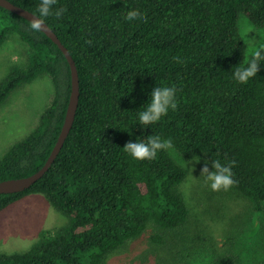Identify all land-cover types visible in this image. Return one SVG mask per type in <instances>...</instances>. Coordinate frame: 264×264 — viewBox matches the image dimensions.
I'll list each match as a JSON object with an SVG mask.
<instances>
[{"label": "trees", "instance_id": "trees-1", "mask_svg": "<svg viewBox=\"0 0 264 264\" xmlns=\"http://www.w3.org/2000/svg\"><path fill=\"white\" fill-rule=\"evenodd\" d=\"M38 15L41 0H11ZM66 9L57 17L58 9ZM131 10L140 18L126 19ZM45 22L75 59L80 102L73 128L48 172L25 191L0 194V212L44 193L69 223L25 253H0V264H110L109 257L150 229L178 231L191 210L178 157L232 167L228 190L264 209V60L246 84L234 70L250 59L240 16L264 29V0H57ZM16 33L29 47L25 66L0 81V106L25 85L49 76L51 103L38 125L0 157V181L44 167L62 132L73 90L59 45L30 21L0 6V47ZM264 54V53H262ZM175 86L177 108L144 126L139 113L157 87ZM174 150L137 160L124 151L150 136ZM155 244L164 238L152 236ZM161 243V244H160ZM220 264H236L231 255ZM261 264H264L262 261Z\"/></svg>", "mask_w": 264, "mask_h": 264}, {"label": "rangeland", "instance_id": "rangeland-1", "mask_svg": "<svg viewBox=\"0 0 264 264\" xmlns=\"http://www.w3.org/2000/svg\"><path fill=\"white\" fill-rule=\"evenodd\" d=\"M245 23L254 29L249 38L264 40V29L240 16L239 26ZM28 52L29 47L13 33L0 47V81L13 65H26ZM53 96L52 79L46 76L20 88L0 106V157L38 125ZM178 159L182 166L184 160H192ZM205 162L200 159L189 166L194 169L183 166L188 173L181 186L191 210L188 223L178 231L150 229L145 241L113 253L110 264H220L221 258L229 255L236 264L264 261V209L257 212L253 203L230 190L213 191L211 182L202 177L203 168L208 167ZM68 223L69 217L56 209L46 194H29L0 212V253H25L36 247L43 235ZM152 236L163 237L164 243L158 246Z\"/></svg>", "mask_w": 264, "mask_h": 264}, {"label": "clouds", "instance_id": "clouds-1", "mask_svg": "<svg viewBox=\"0 0 264 264\" xmlns=\"http://www.w3.org/2000/svg\"><path fill=\"white\" fill-rule=\"evenodd\" d=\"M57 0H41L38 8V15L33 14L30 21V28L36 32L43 31L45 25V18L53 15L51 9ZM66 9H58L55 15L59 17ZM139 10H131L127 13L126 19L134 20L140 18ZM254 32V29L248 24H242L240 27V34L244 37V43L250 54V59L245 61V66H238L234 70V78L237 82L246 84L251 78L257 76L259 71V62L264 60V40L249 38V33ZM176 88L175 86L157 87L151 98V103L146 105L144 110L139 113V123L148 126L161 120L166 116L169 109L175 110L177 108L176 102ZM134 159L137 160H151L157 156L161 150H174V145L171 139H162L159 136H150L147 140H138L137 142H129L123 148ZM200 158H192L191 161H185V167H189L194 163H199ZM209 162H205L207 165ZM215 171H210L207 166L202 170V177L206 182H211L210 186L213 191L221 189L228 190L236 181L233 179L232 167L235 161H231L228 165H223L219 160L211 162Z\"/></svg>", "mask_w": 264, "mask_h": 264}, {"label": "water", "instance_id": "water-1", "mask_svg": "<svg viewBox=\"0 0 264 264\" xmlns=\"http://www.w3.org/2000/svg\"><path fill=\"white\" fill-rule=\"evenodd\" d=\"M0 6L18 14L21 17L26 18L27 20L31 21L33 18V11L15 4L11 0H0ZM37 15V14H36ZM44 27V32L51 37L58 45L59 47L63 50L65 53L66 57L69 60V63L71 65L72 69V79H73V90H72V95L70 99V104L68 107L67 115H66V120L62 129V132L59 136V139L48 159L46 164L42 169H40L38 172L35 174L28 176V177H23V178H12V179H6L3 181H0V194H11V193H18L25 191L26 189L30 188L33 186L38 180H40L51 168L53 165L54 161L56 160L57 156L61 152L65 141L67 140L77 114V110L79 107V102H80V79H79V72L77 69V65L75 62V59L71 55L70 51L68 48L62 43V41L59 39L57 34L52 30V28L45 22Z\"/></svg>", "mask_w": 264, "mask_h": 264}]
</instances>
